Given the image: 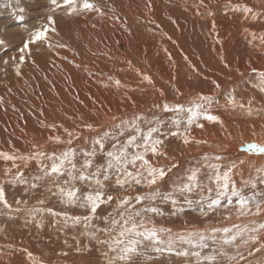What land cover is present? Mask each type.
Wrapping results in <instances>:
<instances>
[{
	"label": "snow or ice",
	"instance_id": "6c2138e0",
	"mask_svg": "<svg viewBox=\"0 0 264 264\" xmlns=\"http://www.w3.org/2000/svg\"><path fill=\"white\" fill-rule=\"evenodd\" d=\"M158 2L37 0L32 27L6 5L26 39L22 103L0 95V264H264V0H183L214 66Z\"/></svg>",
	"mask_w": 264,
	"mask_h": 264
},
{
	"label": "rangeland",
	"instance_id": "374dc122",
	"mask_svg": "<svg viewBox=\"0 0 264 264\" xmlns=\"http://www.w3.org/2000/svg\"><path fill=\"white\" fill-rule=\"evenodd\" d=\"M21 3V0H0V39L5 41L3 47H0V95H3L5 99H11L13 103H16L18 106L21 105L22 101L20 99L23 96V92L20 91L23 86V80H18L14 74V67L11 64V57L19 55V48L22 46L23 40L26 39V35L23 31L24 25H21L18 21H15L14 18L10 15L12 12L11 7H6V5H14ZM191 3V0H189ZM24 6L28 8L26 13L25 24L28 27H32L39 22L40 17L42 16V9L37 6V0H23ZM163 4L167 6V8L161 7L158 2L157 6V19L162 21V27L165 31H167L170 35L173 36L174 39L178 41L180 48L187 51L190 55H192L193 60L196 59V55L202 54L203 61L211 66L215 65L214 53H210L209 46L211 45V40L206 39L203 35H200L201 28L199 24H196L195 27L193 25V15L191 12L185 14L183 12V0H176L175 6L168 3V0H163ZM168 8L173 10V14L179 17V22L181 24V30L177 31L172 25H170L166 20L162 19L163 12ZM230 22H225V28L229 27ZM221 35H225L224 32ZM165 46L169 47L170 51L173 52V55L177 59V62L182 64L179 50L176 49L170 42L165 41ZM151 46V41H150ZM159 46V42H157L156 46H151L150 54L153 56L158 63L155 64L156 68L159 67H167V62L164 59L163 52L159 53V56H156L157 47ZM226 47L229 50V55L234 51H242L243 50V41L240 36L236 33L235 29H232L231 34L227 36ZM28 58H26L27 60ZM37 59H41L37 57ZM4 60H9L10 63L7 66V71H5V65L3 64ZM185 69L182 68V71ZM22 71L25 74L31 72V68L28 63L22 65ZM54 78L58 85L61 83L59 76H54ZM42 83V82H41ZM11 87L13 94L10 96L6 88ZM42 87L43 86L42 84ZM81 87L83 84L81 83ZM95 90V89H94ZM46 91V87H45ZM46 98H51L50 96H46ZM9 115H11V111H9ZM3 114L0 113V117ZM31 126V122L30 125ZM179 225H174V227H178Z\"/></svg>",
	"mask_w": 264,
	"mask_h": 264
}]
</instances>
